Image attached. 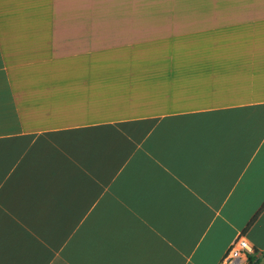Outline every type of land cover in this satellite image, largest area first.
I'll return each mask as SVG.
<instances>
[{"label":"crops","instance_id":"crops-1","mask_svg":"<svg viewBox=\"0 0 264 264\" xmlns=\"http://www.w3.org/2000/svg\"><path fill=\"white\" fill-rule=\"evenodd\" d=\"M263 206L264 0H0V264L263 260Z\"/></svg>","mask_w":264,"mask_h":264},{"label":"built area","instance_id":"built-area-1","mask_svg":"<svg viewBox=\"0 0 264 264\" xmlns=\"http://www.w3.org/2000/svg\"><path fill=\"white\" fill-rule=\"evenodd\" d=\"M257 260L253 246L243 235H239L219 264H255Z\"/></svg>","mask_w":264,"mask_h":264},{"label":"trees","instance_id":"trees-1","mask_svg":"<svg viewBox=\"0 0 264 264\" xmlns=\"http://www.w3.org/2000/svg\"><path fill=\"white\" fill-rule=\"evenodd\" d=\"M263 208H264V206H263ZM263 208H262L260 211H262ZM256 217H257V216H256ZM256 217H255V218H256ZM255 218H254V220H255ZM254 220H253V221H254ZM255 264H264V259H263V260H257Z\"/></svg>","mask_w":264,"mask_h":264}]
</instances>
